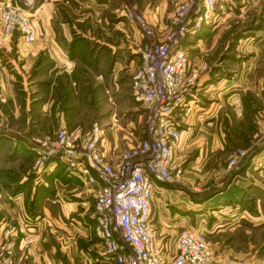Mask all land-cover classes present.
I'll list each match as a JSON object with an SVG mask.
<instances>
[{
	"label": "rangeland",
	"instance_id": "obj_1",
	"mask_svg": "<svg viewBox=\"0 0 264 264\" xmlns=\"http://www.w3.org/2000/svg\"><path fill=\"white\" fill-rule=\"evenodd\" d=\"M183 1H164L167 23L158 30L149 20L148 12L152 9L161 12L158 4L162 0H118L117 5L111 2L106 8L94 7L91 0H48L64 26L62 30L72 35L69 47L72 58L82 70L83 66L85 70L89 66L92 78L99 72L111 73L107 66L100 69L95 63L100 51L107 47L104 43L108 41L101 35L107 34L109 43H113L110 33L118 36L122 33V26L116 28L119 20L126 19L121 15L122 6L134 9L146 27L163 40L162 35L171 28V13ZM214 11L215 16L218 14L223 20L216 38L201 47L203 56L198 65H206V70L197 80L209 71L210 75L218 73V77L227 78L240 72L236 79L241 85L253 83L255 87L256 83L258 88L263 86L258 91L264 94V0H217ZM129 23L132 30L128 31L130 36L126 34L124 42L133 40L135 34L139 38L142 35V45L147 43L143 29ZM213 24H203L196 32L202 36L206 27ZM189 35L192 31L184 39ZM119 37L116 46L123 43L121 35ZM136 47L138 50V45ZM47 50L40 49L35 54L30 51L29 61L15 55L0 58V89L6 97L5 102L0 101V264H29L33 259L32 250L39 257L37 264H95L102 256L103 245L97 227L96 234L83 227V219L95 206V194L93 191L88 194L89 204L84 206L89 210L87 215L80 205L76 208L73 192L69 193L68 187L65 189L54 180L61 171H65L66 180L70 178L67 163L60 155L49 153L41 142L54 138L61 129L68 133L89 132L96 123L106 128L119 124L120 129L142 125L143 118L134 111L141 106L130 95V82L136 68L123 64L114 78L104 77L98 87L82 79L75 89L76 118L74 114L69 116L74 126L35 133L33 126L46 120L37 114L39 109L34 106L41 104L46 95L41 91L30 93L29 85L33 78L44 73V65L49 60ZM256 51H259L258 56ZM85 70H79L82 78L86 76ZM69 92L53 96L55 101L61 100V109L69 106L66 104ZM243 98L246 109L243 119H238L235 104L226 102L217 121L210 125L197 124L186 148L175 157L184 171L181 180L173 184L179 190L176 193L186 197L189 210L195 208L201 215L197 222L193 216L187 218L179 233L196 229L205 234L212 254L208 264H264V153H261L264 150V96L247 91ZM250 103H258L256 113L248 109ZM139 112L142 113V109ZM114 114L116 120L112 119ZM250 117H258V126L252 124ZM241 127L247 131L245 136ZM221 132V140L227 145L224 150L212 145ZM237 150L243 155L232 164ZM53 183L61 185V195L57 197ZM20 192L23 199L16 206L15 194ZM46 204L55 208L47 212ZM19 242L22 261L17 257Z\"/></svg>",
	"mask_w": 264,
	"mask_h": 264
},
{
	"label": "built area",
	"instance_id": "obj_2",
	"mask_svg": "<svg viewBox=\"0 0 264 264\" xmlns=\"http://www.w3.org/2000/svg\"><path fill=\"white\" fill-rule=\"evenodd\" d=\"M217 0H184L171 13V28L158 39L134 9L122 6L121 15L139 25L148 42L138 46L140 66L131 81L133 100L146 111V138L109 158L103 130L68 133L59 130L41 142L49 153L58 154L71 174H79L96 187L97 235L103 254L113 264H208L212 258L205 234L184 230L175 240V252L157 242L152 225L155 182L178 183L183 168L173 150L182 139L181 123L186 97L206 65L189 56L184 41L189 31L215 21ZM38 0H0V47L19 35V49L40 36L34 15ZM0 101L6 97L0 89ZM241 150L235 152L236 163Z\"/></svg>",
	"mask_w": 264,
	"mask_h": 264
},
{
	"label": "crops",
	"instance_id": "obj_3",
	"mask_svg": "<svg viewBox=\"0 0 264 264\" xmlns=\"http://www.w3.org/2000/svg\"><path fill=\"white\" fill-rule=\"evenodd\" d=\"M91 1L94 7L105 8L108 7L111 2H113V5H117L118 3V0ZM164 1L165 0H162V2L158 4V9H161V12L159 10L155 12L153 9L149 10L148 12L149 20L154 23L158 30H161L167 23L165 15L166 2ZM34 18L40 31L39 38L28 47L19 49L20 37L19 35H15L12 41L7 42L3 47H0V58L4 57V55H15L18 58L26 57L29 61L30 51L35 54L37 50L45 48L48 49L47 51L49 53V60L44 65V67L46 68L44 73L41 77L38 76L36 78H33V80L30 81L31 85H29L30 93L35 94L41 91L46 95V97L43 98L41 104H37V106H34L39 109L37 114L40 115L43 120H46V123H38V125L33 126L32 130L35 131V133H49L51 130H54L56 128L74 126V123L70 121L69 116L70 114H74L75 116L78 111L76 105L78 103V100H76L75 97V89L77 87V84L78 87L80 86V84L82 83V79L89 80L93 87H98V84L103 81L104 77L106 78L107 76L108 78L110 76V78H114L116 70L121 68L123 64L125 67L129 66L132 69L134 67L137 69L140 66V54L138 53L136 46H139L142 43V35L139 38L134 34L133 37L135 38L133 40H127L128 43L124 42V40H126V34L129 35L131 33L130 31L132 30L129 20L127 19L119 20L117 22L118 24L116 25V28H121L120 26H122L123 28L122 33H119V36L121 35L122 37L121 41L123 40L122 44H119L117 46L115 44V42L120 38L118 35L110 33L111 40L113 41V43L111 42L112 44L109 43L107 34L101 35L106 37L108 42L103 43L107 47L100 51L98 57L96 58L95 64L100 69L107 66V68L111 71L110 75H104L103 72H99L95 74L94 78H92V72L89 66H87L88 69L86 68V70L83 66V70L86 71H84L86 76L82 78V74L79 71H83L82 67H80L77 61L72 58L69 50L70 44L72 42V35H70V33L66 32L65 30H62L64 26L60 23L59 19L55 15L52 2H48V0H43L42 2H40V0H38L37 10ZM222 20L223 18H220L217 14V17L213 22L214 24L206 27V32H203L202 36L200 33L196 32L197 30H195L192 31V35H189L184 41L185 49L196 64L202 62V45L205 42L209 44L216 38L218 33L217 30L222 23ZM128 31L130 33H128ZM92 39L94 38L92 37ZM103 43L99 44L103 45ZM132 44H135L134 47ZM258 52L259 51H256V56H258ZM124 55L125 58L123 57ZM121 58H123V60H121ZM218 75V73L210 75V71L201 74V77L198 80L197 84L187 95L186 107L183 111V115L182 117H178L181 123L180 127L182 130V139L174 147V159H176L175 157L178 152L186 148L187 143L193 135L197 124L210 125L216 122L219 113L223 111L225 104H227L226 102L235 104L238 119H243L244 111L246 110L244 109V105L242 104L244 94L247 91H252V93H254L256 96L260 94L261 97L262 95L264 96L261 91H258V89L261 90L263 86L258 88L256 83L255 87L253 86V83H250L249 85L243 83L241 85L239 83V79H236L237 76L240 75V72L233 74L229 78L218 77ZM237 80L238 82H236ZM67 90L70 91L69 97L66 101V104H69V106L67 108L64 106V110L61 109V106L59 104L61 103V100L58 98L55 101L54 97L55 95L56 97L58 96L57 93L62 94ZM34 99L35 96L34 98H32V100ZM29 102L30 100H28V103ZM256 104L258 105V103ZM256 104L250 103L248 109L256 113L258 109ZM141 109L142 113L139 112ZM134 111L139 118H143L142 125H138L135 127L127 125L126 128L120 129L121 126L119 124H117V126H114L113 124V126L106 128L105 126L96 123V125H98V127L103 130V143L109 158H115L122 150L126 149L131 144H134L146 138L144 116L146 111L143 107H137L136 109H134ZM116 117V114H114L112 119L116 120ZM73 118L74 117H72L71 119ZM250 118L252 124H256L258 126V117L256 119H253V117ZM240 131L242 132L243 136L246 135V129H242L241 127ZM138 135H141V137H138ZM220 135H223V133L221 132V134H219L217 138L213 140L212 145H215V147L217 146L219 149L224 150L227 145L225 142H222ZM247 136L251 137L252 134L247 133ZM261 153H264V150ZM200 159L201 156L196 158L198 162ZM70 175V178L67 177L68 180H66L64 178L65 171H61V174L58 177H55L54 180H57V182L59 181L63 188L68 187V189L70 190L69 193L73 192L72 197H75L76 199V208L78 207V205H80V208H84V211H82L87 215L89 210H87V208L84 206H86V204H89V201H87L88 194H90L89 192L93 191L95 194L96 187L86 183L79 174ZM62 178H64L65 180ZM53 184L57 188L56 193H54L56 194L55 197H57L59 196V194L61 195V193H59L61 185H57V183ZM77 185L81 186V188H79ZM175 188L176 187L170 183L155 182L152 207V225L156 232L157 242L163 248H168L170 252H175V240L178 236L180 228L185 227L186 219L193 216L195 218L194 221L197 222L198 218L201 216L200 213L197 212V209L192 208L189 210L188 204L186 203V197L176 193L179 192V190ZM63 194L65 195V193ZM16 195L17 197L15 198V202L17 203V206L20 200L23 199V192L17 193L15 194V196ZM67 196L68 195H66V197ZM53 208L55 207H52L51 204H46L44 210L46 209L47 212H51V209ZM14 209L16 210L18 208ZM89 213L91 214L88 215L86 219H83V227L85 231L91 230L92 232L93 230V232L96 234L95 228L97 227V221L95 216V206H93ZM16 247L18 249L17 257L20 258L19 256H21L23 253L21 251L22 244H20L19 242L17 243ZM30 254H32L33 259L29 264H37L39 262V257H36L35 250L30 251ZM42 256L46 258L45 253H43ZM18 260L22 261V258ZM96 263L113 264L112 261L107 260L103 253L100 257V260Z\"/></svg>",
	"mask_w": 264,
	"mask_h": 264
}]
</instances>
